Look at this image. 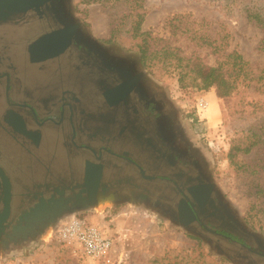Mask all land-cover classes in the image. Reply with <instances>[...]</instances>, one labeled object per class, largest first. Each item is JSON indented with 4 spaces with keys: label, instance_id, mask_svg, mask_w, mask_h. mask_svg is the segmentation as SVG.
I'll return each mask as SVG.
<instances>
[{
    "label": "flooded vegetation",
    "instance_id": "1",
    "mask_svg": "<svg viewBox=\"0 0 264 264\" xmlns=\"http://www.w3.org/2000/svg\"><path fill=\"white\" fill-rule=\"evenodd\" d=\"M2 6L0 146H16L38 168L15 177L0 147V252L30 247L74 212L129 205L183 227L235 264H264V236L219 187L190 119L140 56L94 38L70 0ZM52 34L63 50L33 60L31 48ZM48 74L55 77L38 80ZM54 138L76 173H55L43 161ZM87 170L101 176L83 207Z\"/></svg>",
    "mask_w": 264,
    "mask_h": 264
},
{
    "label": "rangeland",
    "instance_id": "2",
    "mask_svg": "<svg viewBox=\"0 0 264 264\" xmlns=\"http://www.w3.org/2000/svg\"><path fill=\"white\" fill-rule=\"evenodd\" d=\"M70 3L94 38L122 51L141 57L146 44L150 55L170 46L173 55L153 56L144 63L146 70L190 119V130L207 152L219 187L241 217L264 236V117L254 113L259 106L263 107L264 92L256 91V83L247 80L229 98L222 99L215 89H203L187 70L185 61L174 57L176 53L181 57L198 55L205 64L217 65L219 56L207 42V36L211 35L228 45L227 53L237 50L250 66L263 69L264 52L259 49L261 29L236 5L223 8L224 0H70ZM142 17L137 34L135 30ZM143 32L152 35L147 40L141 36ZM46 76H38V80L47 83L55 77ZM200 99L206 100L207 109L198 108ZM57 140L54 138L47 145L43 161L55 173L69 175L72 170L76 173L77 163L67 154H60ZM234 145L253 149L231 158L229 152ZM0 147L2 159L15 177H28L30 164L34 170L38 168L16 146L4 143ZM73 216L87 217L113 234L117 252L128 255L126 264H235L204 241L190 236L183 227L129 205L74 212L30 247L0 252V264H97L77 245L70 246L58 238V229Z\"/></svg>",
    "mask_w": 264,
    "mask_h": 264
},
{
    "label": "trees",
    "instance_id": "3",
    "mask_svg": "<svg viewBox=\"0 0 264 264\" xmlns=\"http://www.w3.org/2000/svg\"><path fill=\"white\" fill-rule=\"evenodd\" d=\"M229 5H236V9L254 24H256L262 31L263 36L259 43L260 51L264 52V0H224L223 8ZM144 17L140 19L136 27V33L141 30V24ZM151 33H141V36L148 38ZM207 42L211 46L214 54H217L219 61L217 65L205 64L200 56L192 55L190 57H181L176 53L174 57L179 60L185 61L187 70L193 73L197 80L200 81L201 87L207 91L215 89L218 97L222 99L229 98L241 84H244L247 80H252L256 83V91L264 92V68L256 69L243 58V56L237 51L227 53L228 45L225 42H220L216 37L207 36ZM146 44V43H145ZM177 50V49H176ZM149 45L143 46L141 58L145 62L150 60L153 56L168 57L173 55V50L170 46L161 47L159 50H155L149 54ZM257 105H260L257 104ZM259 106L258 111L254 113L262 115L264 117V103ZM255 106V105H254ZM253 108V106H252ZM253 149V146H246L241 148L240 145H234L230 150V157H235L242 153H249Z\"/></svg>",
    "mask_w": 264,
    "mask_h": 264
},
{
    "label": "built area",
    "instance_id": "4",
    "mask_svg": "<svg viewBox=\"0 0 264 264\" xmlns=\"http://www.w3.org/2000/svg\"><path fill=\"white\" fill-rule=\"evenodd\" d=\"M197 105L202 110L208 108L204 99H200ZM98 224L87 217L73 216L61 225L57 235L61 242L77 245L86 257L97 264H126L128 255L117 252L114 235L103 231Z\"/></svg>",
    "mask_w": 264,
    "mask_h": 264
},
{
    "label": "water",
    "instance_id": "5",
    "mask_svg": "<svg viewBox=\"0 0 264 264\" xmlns=\"http://www.w3.org/2000/svg\"><path fill=\"white\" fill-rule=\"evenodd\" d=\"M5 1L6 0H0V9L4 7L2 5L5 4ZM56 34L47 35L43 37L41 40H39L36 43V45H34L31 48V54L33 60L47 59L49 57L58 54L60 51L63 50L64 47H62L61 45L59 46L53 45V43L57 40V36H55ZM100 176H101V171H99L96 174H93L91 171L87 172L85 183L83 184V187L81 189V193H87V195L81 196L83 197V200H86V204H84L83 207L87 206L88 204H92V202L94 201V198L97 193L96 189L98 186L97 184ZM4 221H5V217L3 216L2 218H0V229L3 226Z\"/></svg>",
    "mask_w": 264,
    "mask_h": 264
}]
</instances>
